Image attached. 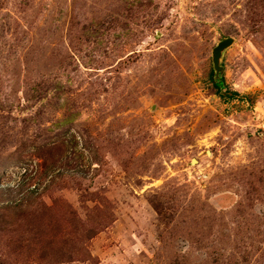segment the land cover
Segmentation results:
<instances>
[{
	"label": "rangeland",
	"instance_id": "374dc122",
	"mask_svg": "<svg viewBox=\"0 0 264 264\" xmlns=\"http://www.w3.org/2000/svg\"><path fill=\"white\" fill-rule=\"evenodd\" d=\"M0 264H264V0H0Z\"/></svg>",
	"mask_w": 264,
	"mask_h": 264
},
{
	"label": "water",
	"instance_id": "95a60500",
	"mask_svg": "<svg viewBox=\"0 0 264 264\" xmlns=\"http://www.w3.org/2000/svg\"><path fill=\"white\" fill-rule=\"evenodd\" d=\"M234 43L233 37H227L220 42L213 48L212 50V61H213V69L215 72L214 78L215 81H221L222 73H223V66L221 65V58L223 56L224 50L229 48Z\"/></svg>",
	"mask_w": 264,
	"mask_h": 264
},
{
	"label": "trees",
	"instance_id": "16d2710c",
	"mask_svg": "<svg viewBox=\"0 0 264 264\" xmlns=\"http://www.w3.org/2000/svg\"><path fill=\"white\" fill-rule=\"evenodd\" d=\"M214 71L212 70L210 72L211 74V78H212V75H213ZM213 84L218 92V94H220V96L224 99V100H230L232 98H235V97H240V93L238 91H235V90H230L229 88L226 87V85H224V82H223V79L221 81H215L213 79ZM225 89V91L223 92V90ZM42 152H46L47 153V150H42ZM43 154V153H42ZM41 153H38V155L41 157V158H45L44 155H42ZM69 156V155H68ZM47 168L45 169L46 171V175H48V171H52L51 169H53V166H50L49 162L46 164ZM52 165V164H51ZM50 166V167H48Z\"/></svg>",
	"mask_w": 264,
	"mask_h": 264
}]
</instances>
